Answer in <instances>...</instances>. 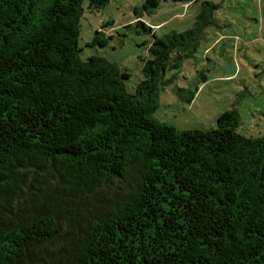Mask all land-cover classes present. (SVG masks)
<instances>
[{"label":"trees","instance_id":"trees-1","mask_svg":"<svg viewBox=\"0 0 264 264\" xmlns=\"http://www.w3.org/2000/svg\"><path fill=\"white\" fill-rule=\"evenodd\" d=\"M85 1L110 2L0 0V264H264V137L237 111L208 130L154 118L222 5L184 0L193 27L164 37L136 11L154 38L130 94L128 72L80 56Z\"/></svg>","mask_w":264,"mask_h":264},{"label":"rangeland","instance_id":"rangeland-1","mask_svg":"<svg viewBox=\"0 0 264 264\" xmlns=\"http://www.w3.org/2000/svg\"><path fill=\"white\" fill-rule=\"evenodd\" d=\"M147 1L110 0L101 10L85 1L80 21L81 58L101 56L128 72L130 94L144 79L143 60L152 58L153 33L164 37L191 29L201 8L184 0H158L149 12L143 8ZM210 1L222 5L215 24L206 29L194 56L167 72L154 118L180 131L208 130L216 128L221 114L237 111L240 134L264 137V0ZM136 11L153 33L137 25ZM97 31L112 37L106 47L91 46Z\"/></svg>","mask_w":264,"mask_h":264}]
</instances>
